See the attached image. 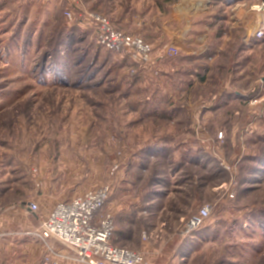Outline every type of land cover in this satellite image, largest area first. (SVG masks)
<instances>
[{
	"label": "rangeland",
	"instance_id": "obj_1",
	"mask_svg": "<svg viewBox=\"0 0 264 264\" xmlns=\"http://www.w3.org/2000/svg\"><path fill=\"white\" fill-rule=\"evenodd\" d=\"M206 1L0 0V212L109 187L94 224L143 264H264V0ZM95 14L149 61L102 45ZM139 230L149 248L122 239Z\"/></svg>",
	"mask_w": 264,
	"mask_h": 264
},
{
	"label": "built area",
	"instance_id": "obj_2",
	"mask_svg": "<svg viewBox=\"0 0 264 264\" xmlns=\"http://www.w3.org/2000/svg\"><path fill=\"white\" fill-rule=\"evenodd\" d=\"M199 1V2H198ZM209 1H206L208 4ZM198 6L203 7V0H197ZM256 10H264V1L255 6ZM71 17V13L67 14ZM94 24L93 28L102 45L114 52L126 53L132 51L142 60H148L152 48L144 40L122 33L116 29L106 18L100 15H91ZM91 22V25H92ZM264 36V23L260 26L254 38ZM131 52V53H132ZM178 49L170 47L166 55H177ZM149 61V60H148ZM110 197V188L101 187L89 191L83 196L69 202L58 204L50 216L42 224L36 235L47 244L48 240H57L66 243L78 256V259L87 264H143L144 257L134 251L117 248L111 244L114 234L113 218L110 214L106 215L99 224H94L98 212H100ZM32 212L38 211L35 204L29 205ZM210 215V208H204L199 214L192 217L186 226L187 232L196 230L203 225L204 220ZM48 251L53 252L52 244H47ZM46 260H50L47 257ZM52 264H61L57 260H50Z\"/></svg>",
	"mask_w": 264,
	"mask_h": 264
},
{
	"label": "crops",
	"instance_id": "obj_3",
	"mask_svg": "<svg viewBox=\"0 0 264 264\" xmlns=\"http://www.w3.org/2000/svg\"><path fill=\"white\" fill-rule=\"evenodd\" d=\"M207 38L208 34L202 32L201 34H197L196 37L191 40V43L193 45H200L202 42H206ZM200 47L205 48L204 45H200ZM192 49L194 48L192 47ZM200 51H202V49ZM200 51L194 52V50H192V52H184L181 57H194V54L191 53L201 55ZM159 155L162 156L163 152L160 151ZM79 192H81L80 189ZM49 195L50 194L47 193L45 196H41L42 198H40V214L30 211L29 205L20 207L15 206L0 212V264H52L50 260H57L61 264H87L78 259L77 253L71 247L65 246L60 242L52 243L49 241L47 244L52 243L54 248L52 253L49 252L47 244L42 242V240L34 234L41 220L46 218L51 212V209L60 202L59 199ZM49 201L59 202H56L53 206V204L49 205ZM46 205L49 208H47ZM44 206L47 209H45ZM143 209L145 208H142L139 212L136 211L137 213L131 211L129 213L127 212V214L128 216H133L134 218H140L146 213V210ZM102 211L103 210H101L96 216L97 221L99 220ZM131 223L135 224L136 221H132ZM141 234L142 232L140 230L135 231L134 233L128 231L122 235V239L126 241L138 236L140 245L142 242L144 246L147 245L149 248L148 242L150 241L144 242L145 239L142 238ZM47 257H50V260H46ZM160 260L161 259L157 256L150 257V264H157ZM166 260V264H169L170 259Z\"/></svg>",
	"mask_w": 264,
	"mask_h": 264
},
{
	"label": "water",
	"instance_id": "obj_4",
	"mask_svg": "<svg viewBox=\"0 0 264 264\" xmlns=\"http://www.w3.org/2000/svg\"><path fill=\"white\" fill-rule=\"evenodd\" d=\"M92 264H96V263H94V262H92L91 260H89Z\"/></svg>",
	"mask_w": 264,
	"mask_h": 264
}]
</instances>
